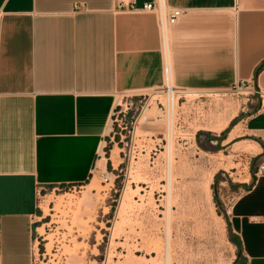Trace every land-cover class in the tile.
Returning <instances> with one entry per match:
<instances>
[{
	"label": "crops",
	"instance_id": "crops-1",
	"mask_svg": "<svg viewBox=\"0 0 264 264\" xmlns=\"http://www.w3.org/2000/svg\"><path fill=\"white\" fill-rule=\"evenodd\" d=\"M151 2L0 0V264H32L41 192L112 167L102 156L117 139V98L161 88L157 19L129 11ZM163 2L184 12L166 35L174 88L223 93L247 83L264 92V0ZM244 124L256 165L226 224L237 264H264V175L254 177L264 167V109Z\"/></svg>",
	"mask_w": 264,
	"mask_h": 264
},
{
	"label": "rangeland",
	"instance_id": "rangeland-1",
	"mask_svg": "<svg viewBox=\"0 0 264 264\" xmlns=\"http://www.w3.org/2000/svg\"><path fill=\"white\" fill-rule=\"evenodd\" d=\"M187 93L183 106L174 108L169 162L167 112L154 103L164 104L156 96L125 148L113 127L115 145L102 156L114 157L109 158L112 167H96L80 186L49 188L38 195L43 234L35 231L32 264H166L164 244L169 245L168 264L238 263L225 213L244 192L243 183L256 165L251 158L255 151L248 148L253 140L243 135L246 119L258 111L257 98L246 89ZM126 98L118 97L117 104ZM230 116L225 135L200 130Z\"/></svg>",
	"mask_w": 264,
	"mask_h": 264
},
{
	"label": "built area",
	"instance_id": "built-area-1",
	"mask_svg": "<svg viewBox=\"0 0 264 264\" xmlns=\"http://www.w3.org/2000/svg\"><path fill=\"white\" fill-rule=\"evenodd\" d=\"M129 11L148 12L153 14L157 19L158 32L162 42L163 36L167 35L168 27L173 26L184 13L183 11L166 8L163 0L161 3L159 0H152L150 4L144 5L140 10H135L134 8L130 7ZM162 75L163 84L161 88L153 91L152 95H137L127 97L124 104H118L113 111L111 115V125L118 131V136L120 138L118 143L122 147L125 148L127 141L131 142L133 139L138 119L141 113L144 111V108L146 109L148 107V103L151 99L156 98V96H160L164 99V104L154 101V103L160 106V111L163 113L168 109H172L174 106H176V108L181 107L185 103V98L187 95H189V93H187V91L174 88L171 79L170 67L168 61L165 62V60L163 61L162 65ZM247 86V83H238L231 90L234 92H241L243 89L248 90ZM254 94L259 105L258 111L264 109V92L258 90L254 91ZM137 114L138 118L135 119L134 117ZM261 175H264V167L262 163L256 167L254 177L258 178Z\"/></svg>",
	"mask_w": 264,
	"mask_h": 264
},
{
	"label": "bare ground",
	"instance_id": "bare-ground-1",
	"mask_svg": "<svg viewBox=\"0 0 264 264\" xmlns=\"http://www.w3.org/2000/svg\"><path fill=\"white\" fill-rule=\"evenodd\" d=\"M160 1V3L162 2V0H159ZM166 36H163V46H164V58H165V62H167L168 60H167V54H166ZM246 95H248V96H250L251 97V93H248V92H244ZM243 93H241V94H239V95H242ZM174 108H175V106L172 108V109H168V110H166L165 112H167V116H166V123H167V127H166V131H167V137H166V139H167V143H168V145L166 144V146L165 147H167L166 148V156H167V159H168V162L170 161V157L172 156V154H173V145H172V143L170 142V140H172V125H173V115H174ZM235 108V107H234ZM236 108H237V106H236ZM234 110V109H233ZM236 110V109H235ZM234 110V111H235ZM226 111H227V109H226ZM229 112H230V110H228ZM227 111V112H228ZM231 112H233V111H231ZM234 113V112H233ZM226 115H227V113H226ZM230 115V114H229ZM233 115V114H232ZM235 116H236V114H235ZM226 117V116H225ZM211 118H213V117H211ZM220 118V117H219ZM224 118V117H223ZM228 119H225V120H223L222 118V120L223 121H221V123H219V124H217V125H215V126H211V124H209L208 126H203L202 128H200V130H202V131H207V132H210V133H212V134H216V135H218L219 133H221L222 131H225L224 129L226 128V126L228 125V123H229V121H232L233 120V118H234V116H230V117H227ZM214 119V118H213ZM217 120H220V119H217ZM211 122H213L212 120H210ZM215 119H214V123H215ZM219 122V121H218ZM209 123V122H208ZM203 124H205V123H203ZM213 124V123H212ZM201 126V125H200ZM199 126V127H200ZM199 127H198V129H199ZM199 130V131H200ZM237 130V129H236ZM231 133V132H230ZM231 135V134H230ZM233 135V134H232ZM229 138V137H228ZM233 138H234V136H233ZM226 142V141H225ZM228 142H229V140H228ZM227 142V143H228ZM226 144V143H225ZM249 145V144H248ZM248 145H246V146H248ZM249 147H252L253 149H254V146L253 145H251V146H248V148ZM248 148H247V150H248ZM252 148H250V149H252ZM252 149V150H253ZM251 151V150H250ZM115 155V154H114ZM111 160H114V157H112V158H110ZM99 166V165H98ZM101 167V166H100ZM168 177V176H167ZM209 178V177H208ZM168 179V178H167ZM204 180H206V179H204ZM208 180V179H207ZM212 181V176L209 178V180H208V182H211ZM205 183L204 184H207L206 182L207 181H204ZM209 185V184H208ZM208 187V186H207ZM207 187H205V188H207ZM204 191H205V189H204ZM206 192V194H207V200H208V202H209V204L210 205H212V203H211V197H210V195H209V188H207V191H205ZM205 198H206V196H205ZM209 204H208V206H209ZM210 208V207H209ZM46 212V211H45ZM118 213V212H117ZM169 214H170V210H169V208H168V204H167V208H166V219H167V221H169ZM47 215V214H46ZM222 226V225H221ZM40 228V227H39ZM39 230V231H38ZM37 231H38V234H40V235H42L43 234V232H42V230H40V229H37ZM36 231V232H37ZM167 234V233H166ZM46 240L48 239V240H50V238H45ZM165 241V240H164ZM165 243V242H164ZM50 242H48V244L46 245V249H47V251H49V249H50ZM165 245V255H166V259H167V261H166V264H168L169 263V245H166V244H164ZM34 248H36V246L34 247ZM156 249V251H157V248H155ZM155 249L153 250V251H155ZM159 250V249H158ZM158 253V252H157Z\"/></svg>",
	"mask_w": 264,
	"mask_h": 264
},
{
	"label": "trees",
	"instance_id": "trees-1",
	"mask_svg": "<svg viewBox=\"0 0 264 264\" xmlns=\"http://www.w3.org/2000/svg\"><path fill=\"white\" fill-rule=\"evenodd\" d=\"M227 133V131H225V132H223V135H225ZM110 167H109V164H107V169H109ZM80 186V185H79ZM59 188H61V189H66L67 187H59ZM235 244V246L238 248V251L240 250V247H239V244H238V242H235L234 243Z\"/></svg>",
	"mask_w": 264,
	"mask_h": 264
}]
</instances>
